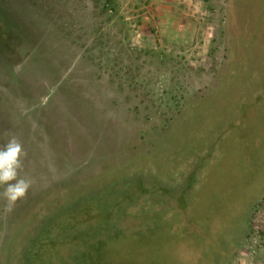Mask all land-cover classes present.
Returning a JSON list of instances; mask_svg holds the SVG:
<instances>
[{"label": "rangeland", "instance_id": "374dc122", "mask_svg": "<svg viewBox=\"0 0 264 264\" xmlns=\"http://www.w3.org/2000/svg\"><path fill=\"white\" fill-rule=\"evenodd\" d=\"M105 4L0 0V264H264V0Z\"/></svg>", "mask_w": 264, "mask_h": 264}, {"label": "clouds", "instance_id": "9594fccd", "mask_svg": "<svg viewBox=\"0 0 264 264\" xmlns=\"http://www.w3.org/2000/svg\"><path fill=\"white\" fill-rule=\"evenodd\" d=\"M10 138L0 146V200L4 211L11 213L16 204L26 198L33 181L21 175L23 159L27 153L22 142L9 133Z\"/></svg>", "mask_w": 264, "mask_h": 264}, {"label": "flooded vegetation", "instance_id": "af4514ba", "mask_svg": "<svg viewBox=\"0 0 264 264\" xmlns=\"http://www.w3.org/2000/svg\"><path fill=\"white\" fill-rule=\"evenodd\" d=\"M146 169H147L146 170V173L141 174L139 171H134L132 175L128 176L129 177V180L131 181V184H130V187H129L128 191H127V194H128V192L131 195L135 194L134 192L136 190V183H137V180L141 179V176L145 180V179H150L151 176H155L156 175L158 177L157 178H153V180H152L151 183H153L154 181H157V180H159L160 182H162L161 180H163V181L166 182L165 187H168L169 186L168 182H171V178L170 177H167L168 174L167 175H161L160 173L156 172L155 170L153 171V170L148 169V167ZM118 182L119 181H116L114 184H111V187L110 188H111V190H115V191L118 192L117 199H120L121 200L124 196L127 197V194L126 195H123V193L120 191V189L117 188V186L120 185V183L118 184ZM162 185L164 186L163 183H162ZM176 185L182 186L183 184L181 185V181L177 179V183H175L172 187H169L168 188V191H173L174 190V187ZM125 191H126V189H125ZM83 198H84V196L83 197H77V199H75L73 202L80 204L83 201ZM100 204L101 205L104 204V201L101 200L100 201ZM112 220H113V217L110 216L109 217L108 224L105 226L106 229H108L107 226L111 223ZM109 228H111V227L109 226ZM28 246L29 245H26L25 246L26 249H24V251H23V256H22V259H20L21 262L19 261V264H36V263L30 262L31 260L28 259L27 257H25V254H27L28 252H30L31 250L34 249V248H27Z\"/></svg>", "mask_w": 264, "mask_h": 264}, {"label": "trees", "instance_id": "16d2710c", "mask_svg": "<svg viewBox=\"0 0 264 264\" xmlns=\"http://www.w3.org/2000/svg\"><path fill=\"white\" fill-rule=\"evenodd\" d=\"M108 4H109V0H106V4H105V5L108 6ZM109 7H110V8H108V10H110V11H113V10L115 9V8L112 7L111 4L109 5ZM20 262H21V261H20Z\"/></svg>", "mask_w": 264, "mask_h": 264}]
</instances>
